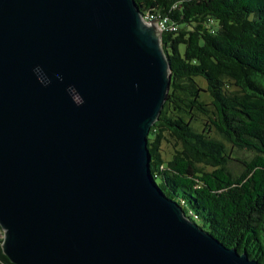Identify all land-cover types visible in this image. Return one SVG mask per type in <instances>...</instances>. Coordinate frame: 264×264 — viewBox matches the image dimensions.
Segmentation results:
<instances>
[{
    "label": "water",
    "instance_id": "95a60500",
    "mask_svg": "<svg viewBox=\"0 0 264 264\" xmlns=\"http://www.w3.org/2000/svg\"><path fill=\"white\" fill-rule=\"evenodd\" d=\"M134 0H0V229L12 264H258L166 197L147 137L161 33Z\"/></svg>",
    "mask_w": 264,
    "mask_h": 264
},
{
    "label": "trees",
    "instance_id": "16d2710c",
    "mask_svg": "<svg viewBox=\"0 0 264 264\" xmlns=\"http://www.w3.org/2000/svg\"><path fill=\"white\" fill-rule=\"evenodd\" d=\"M134 2L166 21L171 70L147 137L151 176L200 228L264 264V0ZM2 240L0 264H12Z\"/></svg>",
    "mask_w": 264,
    "mask_h": 264
},
{
    "label": "rangeland",
    "instance_id": "374dc122",
    "mask_svg": "<svg viewBox=\"0 0 264 264\" xmlns=\"http://www.w3.org/2000/svg\"><path fill=\"white\" fill-rule=\"evenodd\" d=\"M143 20L146 22L147 25H150L149 23H147V21L145 20V18H143ZM152 24H153V26H156L154 23H152ZM157 29H158V28H157ZM157 29H156V30H157ZM157 32L161 33L160 30H157ZM200 85H201L202 88L205 90L206 86H205L204 84H202V83H200ZM204 96H205V100H206V102H208L209 100H208V98H207V95L205 94ZM201 124H203V123H202V122H199L198 125L195 124V127H196V128H198V126L201 127V126H202ZM170 144H171V143H170ZM170 146H171V145H168L167 143L164 144V145H162V149L164 150V153H165V154H167V153L170 152V150H171V149H170ZM242 156H247V154H244V153H243ZM165 158H167V156H165ZM196 224H197V226H199V227L202 226V222H201V221H197ZM0 232L2 233V230H1Z\"/></svg>",
    "mask_w": 264,
    "mask_h": 264
},
{
    "label": "built area",
    "instance_id": "2783aa9c",
    "mask_svg": "<svg viewBox=\"0 0 264 264\" xmlns=\"http://www.w3.org/2000/svg\"><path fill=\"white\" fill-rule=\"evenodd\" d=\"M145 20L149 24L154 23L156 25V27L158 28V30H160L161 32L166 29V21L165 20H156V19L154 20V19H149V18H145Z\"/></svg>",
    "mask_w": 264,
    "mask_h": 264
}]
</instances>
